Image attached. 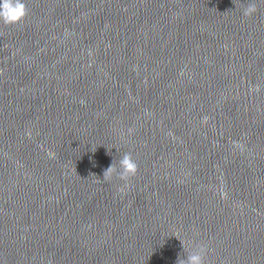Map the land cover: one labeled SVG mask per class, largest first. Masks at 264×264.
I'll list each match as a JSON object with an SVG mask.
<instances>
[{
	"label": "clouds",
	"instance_id": "obj_1",
	"mask_svg": "<svg viewBox=\"0 0 264 264\" xmlns=\"http://www.w3.org/2000/svg\"><path fill=\"white\" fill-rule=\"evenodd\" d=\"M264 2V0H261ZM257 10L255 0H249L243 9L244 16H250ZM28 15V8L24 0H0V24L12 26L19 24ZM254 91L259 92L260 86L257 85ZM96 150V149H95ZM95 150H92L95 152ZM108 154H111L110 152ZM94 163V162H93ZM76 171V169H75ZM138 164L131 152H125L119 159L113 162L103 171V182H110L116 178L123 182L119 188L123 191L128 186L129 181L137 174ZM77 173V172H76ZM78 175V174H77ZM89 176H96L90 173ZM177 237V236H176ZM182 245L183 255H178L176 264H206L209 248L206 243L190 240L186 243L177 237Z\"/></svg>",
	"mask_w": 264,
	"mask_h": 264
}]
</instances>
